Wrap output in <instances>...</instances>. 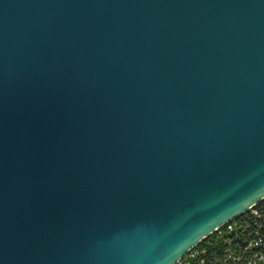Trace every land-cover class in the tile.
Segmentation results:
<instances>
[{"label": "water", "instance_id": "1", "mask_svg": "<svg viewBox=\"0 0 264 264\" xmlns=\"http://www.w3.org/2000/svg\"><path fill=\"white\" fill-rule=\"evenodd\" d=\"M264 198V0H0V264H174Z\"/></svg>", "mask_w": 264, "mask_h": 264}, {"label": "built area", "instance_id": "2", "mask_svg": "<svg viewBox=\"0 0 264 264\" xmlns=\"http://www.w3.org/2000/svg\"><path fill=\"white\" fill-rule=\"evenodd\" d=\"M174 264H264V198L216 228Z\"/></svg>", "mask_w": 264, "mask_h": 264}]
</instances>
